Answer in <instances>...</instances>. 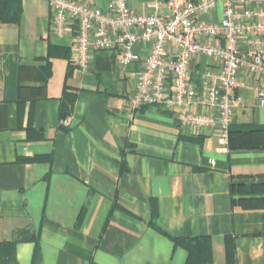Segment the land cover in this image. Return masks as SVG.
Listing matches in <instances>:
<instances>
[{
    "label": "crops",
    "instance_id": "crops-1",
    "mask_svg": "<svg viewBox=\"0 0 264 264\" xmlns=\"http://www.w3.org/2000/svg\"><path fill=\"white\" fill-rule=\"evenodd\" d=\"M127 1L146 14L153 0ZM20 3L17 22L0 21V264H264V106L252 75L243 69L234 89L241 105L221 149L218 127L182 125L164 105L132 113L140 62L125 69L119 49H102L82 70L75 33L51 30L50 0ZM217 65L193 58L197 88ZM153 202L170 237L151 226Z\"/></svg>",
    "mask_w": 264,
    "mask_h": 264
},
{
    "label": "built area",
    "instance_id": "built-area-1",
    "mask_svg": "<svg viewBox=\"0 0 264 264\" xmlns=\"http://www.w3.org/2000/svg\"><path fill=\"white\" fill-rule=\"evenodd\" d=\"M51 30L60 37L75 33L72 60L88 70L92 54L119 49L126 69L140 62L132 113L149 105H164L182 125L221 131L226 149L229 131L241 99L234 89L242 70L253 77L257 102L264 106V0H153L146 14L134 13L127 0H109L106 9L74 0H50ZM163 7L168 15L158 14ZM220 17L206 22L201 15ZM148 45V54L136 50ZM194 57L217 59L201 72L200 89L191 78Z\"/></svg>",
    "mask_w": 264,
    "mask_h": 264
},
{
    "label": "trees",
    "instance_id": "trees-1",
    "mask_svg": "<svg viewBox=\"0 0 264 264\" xmlns=\"http://www.w3.org/2000/svg\"><path fill=\"white\" fill-rule=\"evenodd\" d=\"M10 1L11 2H9V0H7V2H9L10 5H11V7H10L11 11L9 13L8 12L7 13H3V14L0 13V21L9 22V23L17 22L18 16H19V8L21 6V3H20V0H10ZM233 124L231 125L230 131H229V143H230V146H231V142L230 141H231V137H232V133H233L232 132ZM262 130H264V129H260V130H257V131H262ZM243 137H245V136H243ZM245 140H246V138H245ZM151 226L154 227L155 229H157L158 231H160L161 233H163L164 235L170 237V234L167 231V229L161 227L158 224V210H157L156 202H153ZM33 240L35 241V245H36L35 256H36V258H38V256H40V253H41L40 240L38 238H34ZM173 240L176 242V244H182V239H180V238H173Z\"/></svg>",
    "mask_w": 264,
    "mask_h": 264
}]
</instances>
